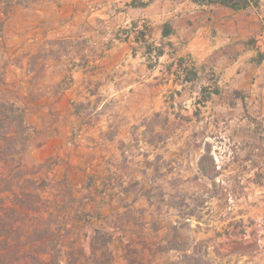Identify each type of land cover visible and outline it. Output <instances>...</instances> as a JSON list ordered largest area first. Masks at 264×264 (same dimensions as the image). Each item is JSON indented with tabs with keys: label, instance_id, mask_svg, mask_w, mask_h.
I'll use <instances>...</instances> for the list:
<instances>
[{
	"label": "rangeland",
	"instance_id": "obj_1",
	"mask_svg": "<svg viewBox=\"0 0 264 264\" xmlns=\"http://www.w3.org/2000/svg\"><path fill=\"white\" fill-rule=\"evenodd\" d=\"M130 2L0 0V103L23 120L14 151L0 154V206L23 213L21 192L37 201L15 231L26 244L10 238L9 253L56 264L92 255L264 264V67L252 62L264 25L250 13L220 17L208 30L218 47L199 59L192 28L173 42H136L153 28ZM147 45L168 57L146 55ZM178 58L197 79L178 81ZM215 85L219 94L199 103Z\"/></svg>",
	"mask_w": 264,
	"mask_h": 264
},
{
	"label": "trees",
	"instance_id": "obj_2",
	"mask_svg": "<svg viewBox=\"0 0 264 264\" xmlns=\"http://www.w3.org/2000/svg\"><path fill=\"white\" fill-rule=\"evenodd\" d=\"M194 4L202 7H213V6H220L227 9H230L234 12L245 11L250 8H256L259 6V3L262 0H191ZM24 2V1H22ZM146 3H140L139 5L135 4V0H131L130 6H145ZM135 28V26H134ZM161 37H168L174 34V29L171 27L170 24L165 23L161 25ZM151 29L143 27L141 31H136L134 33V39L136 42H146L145 38L150 37ZM253 40L246 41L244 45L253 44ZM171 45H169L170 47ZM154 53L156 58L164 55L165 52L162 47H154L152 45H147L145 49L146 55H150ZM262 61H264V52L256 51V55L252 58V62L256 65H259ZM176 65V70L174 71L173 75H176V78L180 83H189L194 81L198 78V72L193 67H188L184 64L182 58H178L174 63ZM172 63L166 67V71L170 73V67ZM202 94L206 92V88H201ZM218 95L219 88L215 85L213 88H210L207 92V95L202 97L201 102H205L211 98V95ZM5 123V125H3ZM22 127H23V120L22 115L20 112L13 107V105H5L0 103V129L2 133L0 134V140L2 142V147L0 148V154H3V150H5L4 156L7 158L9 151H14L13 145L16 144V137H21L22 134ZM16 130V131H13ZM19 129V130H18ZM18 130V131H17ZM18 202V209H25L22 212H18L15 205L12 206H0V264H56L55 257L52 254H48L49 258L47 260L42 259L38 253L31 251L30 253L24 254H11L9 253V239L13 238V247L20 248L22 245H25V241H21L20 239L16 238V230L19 229V220L20 222L23 221L21 216H28L27 212L29 210H34L36 207L37 201H31L30 199L36 200V196L31 195L26 192H21L20 194L14 195ZM30 202V203H29ZM27 206V207H23ZM22 220V221H21ZM41 243H49L48 239L40 240ZM34 247H28V249H32ZM73 256V255H72ZM84 258V257H83ZM106 264V261H100L99 258L92 255L91 259L84 258V263L78 264ZM68 264H77V263H68Z\"/></svg>",
	"mask_w": 264,
	"mask_h": 264
},
{
	"label": "crops",
	"instance_id": "obj_3",
	"mask_svg": "<svg viewBox=\"0 0 264 264\" xmlns=\"http://www.w3.org/2000/svg\"><path fill=\"white\" fill-rule=\"evenodd\" d=\"M147 2V5L139 9L140 20L139 23H145L147 26L153 28V32L148 39V42H152L156 44V42L160 40L173 42L182 38V35L186 36L187 30L192 28L195 30L193 33V40L199 43V46L203 49L202 53H195L196 57L199 59H205L208 57L217 47L218 43L214 41L208 30H211V25L213 22H217L220 17L225 16V19L233 22V18L237 15L243 13H250L249 17H253L256 20H260L264 25V0L259 3V6L256 8H250L245 11L234 12L230 9L213 6L210 8L202 7L194 4L191 0H144ZM136 9V8H135ZM179 11V13L177 12ZM253 15V16H251ZM206 17V23H200V25L196 26V19H203ZM210 18V20H208ZM188 20L194 22L193 26H188ZM168 23L174 29V34L168 37H161V25ZM226 35V34H225ZM155 36L157 39H155ZM229 39H222L221 45L226 44L223 42H227ZM174 44V43H173ZM172 44V45H173ZM190 44H184L182 46V52H190ZM164 57L166 54H164ZM255 57V55H254ZM252 57V58H254ZM239 60H235V64L231 67L232 69L238 68ZM254 63V62H253ZM256 65V64H255ZM257 71L263 69L264 61H262L259 65H256ZM230 68V69H231ZM229 70V69H227ZM228 72V71H227ZM225 76V74H224ZM264 81V74L258 77V80ZM262 95H264V86L262 87Z\"/></svg>",
	"mask_w": 264,
	"mask_h": 264
},
{
	"label": "built area",
	"instance_id": "obj_4",
	"mask_svg": "<svg viewBox=\"0 0 264 264\" xmlns=\"http://www.w3.org/2000/svg\"><path fill=\"white\" fill-rule=\"evenodd\" d=\"M259 51H260V52H264V48L260 47V48H259Z\"/></svg>",
	"mask_w": 264,
	"mask_h": 264
}]
</instances>
